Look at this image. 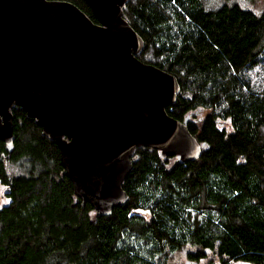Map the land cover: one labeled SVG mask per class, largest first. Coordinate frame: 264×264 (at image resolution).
I'll list each match as a JSON object with an SVG mask.
<instances>
[{
    "label": "trees",
    "instance_id": "obj_1",
    "mask_svg": "<svg viewBox=\"0 0 264 264\" xmlns=\"http://www.w3.org/2000/svg\"><path fill=\"white\" fill-rule=\"evenodd\" d=\"M95 22L86 0H67ZM138 56L176 75L167 108L202 146L187 163L137 148L129 201L100 214L75 194L60 149L13 109L15 148L0 139V264H264V11L205 0H130ZM190 262V263H191ZM185 264V263H184Z\"/></svg>",
    "mask_w": 264,
    "mask_h": 264
},
{
    "label": "water",
    "instance_id": "obj_2",
    "mask_svg": "<svg viewBox=\"0 0 264 264\" xmlns=\"http://www.w3.org/2000/svg\"><path fill=\"white\" fill-rule=\"evenodd\" d=\"M130 0H0V139L15 148V105L60 149L75 194L100 214L129 201L123 183L137 148L198 159L202 146L167 110L176 75L139 59L143 37L125 18Z\"/></svg>",
    "mask_w": 264,
    "mask_h": 264
},
{
    "label": "rangeland",
    "instance_id": "obj_3",
    "mask_svg": "<svg viewBox=\"0 0 264 264\" xmlns=\"http://www.w3.org/2000/svg\"><path fill=\"white\" fill-rule=\"evenodd\" d=\"M206 4L210 7H218L224 3H240L242 6L253 9L256 12H262L264 11V0H205ZM6 187L0 184V204H6L9 202V200L6 198ZM174 261H178L180 264H195L194 262L188 261V259L184 258V255H178L177 258L174 259ZM191 262V263H190ZM206 262H202V264H205ZM215 264H218L216 262ZM234 264H249V263H243V262H237Z\"/></svg>",
    "mask_w": 264,
    "mask_h": 264
}]
</instances>
